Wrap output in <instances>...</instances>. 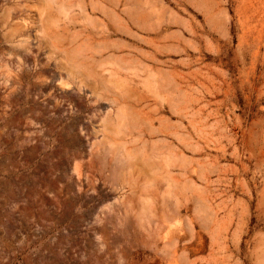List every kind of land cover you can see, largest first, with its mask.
<instances>
[{
	"label": "rangeland",
	"instance_id": "obj_1",
	"mask_svg": "<svg viewBox=\"0 0 264 264\" xmlns=\"http://www.w3.org/2000/svg\"><path fill=\"white\" fill-rule=\"evenodd\" d=\"M0 264H264V0H0Z\"/></svg>",
	"mask_w": 264,
	"mask_h": 264
},
{
	"label": "water",
	"instance_id": "obj_2",
	"mask_svg": "<svg viewBox=\"0 0 264 264\" xmlns=\"http://www.w3.org/2000/svg\"><path fill=\"white\" fill-rule=\"evenodd\" d=\"M9 176H11V177L18 176L20 178H23V177H25V173L23 171H21V172H17V173H11Z\"/></svg>",
	"mask_w": 264,
	"mask_h": 264
}]
</instances>
